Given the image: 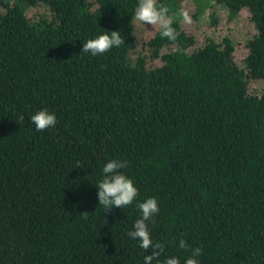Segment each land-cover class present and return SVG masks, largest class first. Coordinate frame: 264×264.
Returning <instances> with one entry per match:
<instances>
[{"label": "trees", "instance_id": "trees-1", "mask_svg": "<svg viewBox=\"0 0 264 264\" xmlns=\"http://www.w3.org/2000/svg\"><path fill=\"white\" fill-rule=\"evenodd\" d=\"M183 1L157 0L176 40L158 29L139 52L138 0H0V264H143L148 253L127 235L136 203L98 204L94 185L114 158L137 201H158L160 261L183 264L199 247L200 264H264V89L249 91L264 80V0H213L230 18L250 12L243 67L229 37L191 48ZM40 5L48 12L31 20ZM105 29L124 43L82 53ZM41 108L55 127L35 130Z\"/></svg>", "mask_w": 264, "mask_h": 264}, {"label": "clouds", "instance_id": "clouds-1", "mask_svg": "<svg viewBox=\"0 0 264 264\" xmlns=\"http://www.w3.org/2000/svg\"><path fill=\"white\" fill-rule=\"evenodd\" d=\"M186 22H190L187 13H183ZM135 18L143 24L159 26V34L162 38L175 41L177 33L173 27L172 19L168 16L167 10L157 0H138L135 10ZM124 43V38L118 30H106L98 33L93 38L82 43L81 52L91 56L106 54L110 49L118 48ZM23 119V116L20 118ZM31 124L35 130L43 131L51 129L57 124V117L54 112L47 108H41L29 116ZM126 167V162L118 158L107 160L102 168L101 178L95 183L96 195L99 205L110 210L113 207L123 209L126 206L136 203L139 210L138 218L135 219L132 229L127 233L132 240L138 241L139 247L146 253L143 256V264H181L178 256H166L160 261L162 245L154 242L151 236L150 226L154 217L159 213L160 208L155 197H147L142 201H137L138 188L132 178L127 176L121 169ZM186 242L181 239L178 247L185 248ZM151 249L150 252L148 250ZM201 254L199 247L193 248L191 255L183 260V264H200L198 257Z\"/></svg>", "mask_w": 264, "mask_h": 264}, {"label": "rangeland", "instance_id": "rangeland-1", "mask_svg": "<svg viewBox=\"0 0 264 264\" xmlns=\"http://www.w3.org/2000/svg\"><path fill=\"white\" fill-rule=\"evenodd\" d=\"M200 5V9H198ZM200 12H199V11ZM4 8L0 6V12H4ZM45 6L31 7L27 13L31 20L36 19L40 14L47 13ZM183 13H187L190 17V22H186L183 18ZM180 22L182 26L191 33L200 46L207 38H212L221 42L225 37H229L234 45V59L238 65L244 66V59L248 54V40L256 33L253 22L250 19V12L247 8L241 9L240 13L234 17H229L228 8L215 1H203L199 4L195 0H184L182 2ZM159 29V26H151L143 24L135 20L134 32L137 39V51L147 52L145 43ZM176 46L174 45L173 48ZM166 50V49H165ZM149 63L159 65L160 58L150 60ZM264 89V80L251 79L249 81V91L253 93H261Z\"/></svg>", "mask_w": 264, "mask_h": 264}]
</instances>
